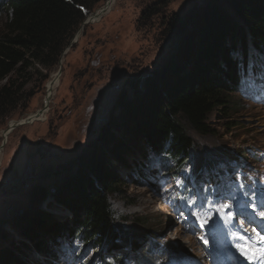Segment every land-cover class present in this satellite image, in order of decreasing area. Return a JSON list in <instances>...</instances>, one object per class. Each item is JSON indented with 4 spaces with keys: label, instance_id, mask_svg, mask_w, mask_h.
I'll return each instance as SVG.
<instances>
[{
    "label": "rangeland",
    "instance_id": "rangeland-1",
    "mask_svg": "<svg viewBox=\"0 0 264 264\" xmlns=\"http://www.w3.org/2000/svg\"><path fill=\"white\" fill-rule=\"evenodd\" d=\"M88 1L92 10L83 8L86 19L109 2ZM3 3L0 0V6ZM214 5L222 16L241 23L229 0H115L97 20L80 26L28 108L0 125V250L10 249L28 264H105V256L111 264H121L120 257L127 264H137L136 255L143 264H212L210 260L202 263V246L217 243L210 225L229 220L226 213L244 223L243 214L252 203L259 207V196L264 208V91L254 102L238 92L237 112L227 117L213 113V134H201L182 121L195 155L185 162L192 163L195 157L218 161L228 155L237 159L231 176L205 183L210 199L199 198L194 186L186 193H172L167 186L164 190L172 199L163 197L160 184L169 177L165 168L152 179L132 173L138 161L144 162L143 168L160 166L156 157H144L150 145L140 129L139 106L188 37L199 40ZM148 6L158 13L141 26L138 20ZM4 17L0 11V27ZM191 23L198 26L181 41L178 35ZM60 70L59 83L48 97V84ZM32 114H39V119L19 126L12 123ZM96 163L108 173L105 179H98ZM169 164L175 169V160ZM244 165V174L257 172L248 184L238 181ZM80 181L86 191L109 194L117 230L113 242L100 244L98 235L82 227L86 236L68 235L89 219L73 201L78 200L74 185ZM117 181L111 193L108 186ZM234 181L230 190L235 193L220 192L223 183ZM225 204L232 207L226 211ZM35 218L44 225L34 224ZM57 224L62 228L57 239L62 246L52 258L34 248L30 234L43 236V230ZM148 243H155L157 250L152 247L142 255Z\"/></svg>",
    "mask_w": 264,
    "mask_h": 264
},
{
    "label": "trees",
    "instance_id": "trees-1",
    "mask_svg": "<svg viewBox=\"0 0 264 264\" xmlns=\"http://www.w3.org/2000/svg\"><path fill=\"white\" fill-rule=\"evenodd\" d=\"M229 1L241 23L222 16L214 5L208 25L198 33L199 40L188 37L186 45L168 60L164 72L140 104V129L150 145L149 152L167 151L177 161L188 157L193 143L182 121L201 134H213V113L227 117L237 112L235 108L241 102L238 92L241 94L247 84L246 66L264 55V0ZM84 7L92 10L88 0H4L0 6L5 13L0 27V125L17 111L28 108L30 99L42 88L85 21ZM157 13L154 6H148L138 20L139 25L144 26ZM262 65L257 61L252 66L261 77ZM142 165V161L136 162L132 173H142ZM95 173L98 179H105L108 174L100 163L95 164ZM117 185L119 181L108 186V190L117 189ZM74 186L79 197L73 201L89 219L85 226L80 225V229L75 228L68 235L86 236L89 231L92 236H99L100 244L113 242L117 230L109 194L96 189L86 191L82 181ZM34 220V224L44 225L40 218ZM43 231V236L30 234L34 248L56 255L62 228L57 224ZM149 248L150 244L143 252ZM0 264L28 261L10 249H1Z\"/></svg>",
    "mask_w": 264,
    "mask_h": 264
},
{
    "label": "snow or ice",
    "instance_id": "snow-or-ice-1",
    "mask_svg": "<svg viewBox=\"0 0 264 264\" xmlns=\"http://www.w3.org/2000/svg\"><path fill=\"white\" fill-rule=\"evenodd\" d=\"M225 210L227 211L232 207L231 204H225L224 205ZM257 205L253 202L252 208L253 211L256 212V215L264 219V209H261L259 211H256ZM203 223H207V221H204ZM203 226V224H202ZM241 227H243V224H241ZM247 229H244V232H247ZM201 240H203L205 243H207L206 240H204V237H200ZM238 239L241 241L240 243L235 244L234 246L236 249L249 261H255L260 258H264V229L260 230H253V237H247L243 233L240 234ZM255 243H259L261 246L254 247L253 245Z\"/></svg>",
    "mask_w": 264,
    "mask_h": 264
},
{
    "label": "bare ground",
    "instance_id": "bare-ground-1",
    "mask_svg": "<svg viewBox=\"0 0 264 264\" xmlns=\"http://www.w3.org/2000/svg\"><path fill=\"white\" fill-rule=\"evenodd\" d=\"M114 2H115V0H109V2L107 3V5H105L104 7L100 8V9L98 10V11H99V14H100L99 17H101V16L103 15L102 9H106V11H107V9L110 8ZM99 17H98V18H99ZM98 18H97V19H98ZM58 81H59V73H56V74L53 75L52 80H51V81L49 82V84H48V92H49L48 97H49L51 94H53V91L55 90L56 86H57L58 83H59ZM43 112H44V111H43ZM43 112H42V113H43ZM38 116H39V114L36 115V116H35V114H32V115H30L28 118L22 119V120H20V121H26L27 119H29L30 122H33V121L39 119ZM12 123H15V124H16V121H12ZM12 123H11V125H12ZM24 123H28V122H23L22 124H24ZM11 125H10V127H11L10 130H12V126H13V125H12V126H11ZM10 130L6 133V136L9 134ZM0 153H1V152H0Z\"/></svg>",
    "mask_w": 264,
    "mask_h": 264
},
{
    "label": "water",
    "instance_id": "water-1",
    "mask_svg": "<svg viewBox=\"0 0 264 264\" xmlns=\"http://www.w3.org/2000/svg\"><path fill=\"white\" fill-rule=\"evenodd\" d=\"M102 12H103V14L106 12V9H102ZM100 16V14H99V11H97V12H93L92 14H90L88 17H87V19L83 22V24L82 25H84V24H87V23H89V22H91V21H95V20H97V18ZM187 18V17H186ZM186 18L184 19V20H186ZM81 25V26H82ZM178 25H180V24H178ZM198 26V23H195L194 25L191 23V27H188L187 29H186V31L183 33V34H179L178 35V38L182 41L184 38H186L193 30H194V28H196ZM178 29V28H177ZM60 72H61V70L58 72L59 74H60ZM23 122H30V120L29 119H27L26 121H16V126H19V125H22V123ZM11 125V124H10ZM10 125H9V127L7 128V130L5 131V133H7L9 130H10ZM11 131V130H10Z\"/></svg>",
    "mask_w": 264,
    "mask_h": 264
}]
</instances>
